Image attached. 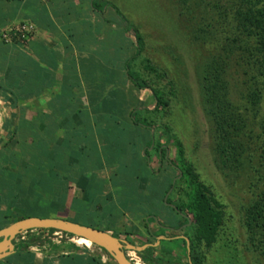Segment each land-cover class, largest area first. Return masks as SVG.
<instances>
[{
	"label": "crops",
	"instance_id": "1",
	"mask_svg": "<svg viewBox=\"0 0 264 264\" xmlns=\"http://www.w3.org/2000/svg\"><path fill=\"white\" fill-rule=\"evenodd\" d=\"M100 2L0 1V101L10 110L3 127L11 126L4 143L14 123L16 146L22 143L31 153L41 146L49 150V175L64 193L61 211L33 217L71 221L81 211L101 226L94 229L151 248L154 257L181 258L189 225L164 205L176 171L152 148L145 157L152 131L146 136L131 119L135 110L144 114L154 106L151 92L136 89L125 73L135 39L115 21V10L102 9ZM18 23L32 27L31 39L4 43L2 31ZM166 159L173 156L168 152ZM43 244L25 250L30 256L22 250L0 264H103L77 246Z\"/></svg>",
	"mask_w": 264,
	"mask_h": 264
},
{
	"label": "trees",
	"instance_id": "2",
	"mask_svg": "<svg viewBox=\"0 0 264 264\" xmlns=\"http://www.w3.org/2000/svg\"><path fill=\"white\" fill-rule=\"evenodd\" d=\"M99 5L102 9L112 7L117 14L118 25L125 32L131 31L134 36L135 53L126 63L125 73L136 89L151 92L154 106L144 114L135 110L131 119L138 128L146 131V136L152 131V140L145 146V157H149L147 150L152 144V152L160 157V162L167 161L170 168L176 171L174 184L164 194L171 189L166 206L173 205L171 210L181 215L185 224L190 223L185 256H176L174 260L164 259L166 254L154 257L151 248L137 254L146 264H264V0H156L157 8L167 11L169 23L182 27L183 49L199 57L196 77L200 104L209 124L212 161L228 185L227 194L215 191L212 185L200 179L185 157L183 141L164 121L171 112L172 106L169 105L175 97L168 95L182 84L179 80L175 81L172 68L159 73L158 65L156 67L149 57L146 60L148 74L140 77L141 80L137 75L138 65L130 68V64L137 62L146 47L153 55L154 45L151 47L150 42L154 36L148 41L139 28L129 27L126 17L108 0H103ZM137 23L142 24L138 19ZM174 58L177 60V57ZM160 81H164L166 86L159 85ZM165 89H168L166 96ZM12 126L13 130L8 132L1 149H6L13 142L16 127L14 123ZM8 127V124L5 125V130ZM170 144L174 150L173 159H166ZM23 151L31 156L26 149L23 148ZM23 161L18 163L23 166ZM12 162L17 164L16 160ZM35 164L25 166V173L30 174L23 176L21 173L10 176L0 169V205L17 199L18 195L4 198L9 191L21 195L31 192L30 183L36 182L29 176H32ZM11 179H17L14 187L7 184ZM22 179L27 182L21 184ZM246 195L248 199H243L242 196ZM11 208L7 207L3 213L7 219L14 213ZM33 216H16L11 222L1 223L0 230L7 224ZM235 225L241 227L244 244L241 238H237L239 233H236ZM36 231L39 234L27 240H21V235L16 237L15 259L22 250L41 243L44 234L56 232ZM213 256L217 261H210ZM13 257L5 261L9 262Z\"/></svg>",
	"mask_w": 264,
	"mask_h": 264
},
{
	"label": "rangeland",
	"instance_id": "3",
	"mask_svg": "<svg viewBox=\"0 0 264 264\" xmlns=\"http://www.w3.org/2000/svg\"><path fill=\"white\" fill-rule=\"evenodd\" d=\"M108 2L110 5L116 6L121 11L120 13L126 17V20L128 21L127 25L129 27L133 26L139 28L147 40L152 35L154 36L150 42L151 47L154 45V50L152 49L154 56L149 54V51L147 50L148 48L146 47L147 49L145 48L139 58H137V62H132L130 64V68L133 69L138 65L139 72H137V75H139V78L148 74L147 68L149 66L146 62L147 58H151L150 60L155 63L156 67L158 65L159 73L161 71L168 72L169 69L172 68L174 77H176L175 81L179 80L182 84L179 87H175V90L168 95V97L171 95V97H175L169 105L172 106L171 112L164 121H166L172 131L178 135V138L183 141L185 157L194 166L196 172L200 175V179L206 184L212 185L215 191H221L223 194H227V192H229L228 185L223 181L221 174L216 170L212 161L209 124L203 114L200 104L199 86L196 77V65L199 57H194L190 55L188 51L183 49L185 43L181 37L182 27L179 25H173L171 22L169 23L166 14L167 11L165 12V10L157 8L156 0H108ZM137 19L142 22V24L140 23L141 25L137 23ZM117 20L118 17L117 14H115V21ZM122 23L125 24L123 21ZM169 55L172 56L169 57ZM174 56L177 57V60ZM141 79L142 78H140V80ZM159 85L163 86L165 85V82L160 81ZM165 91L166 96L168 89H165ZM9 113L10 110L8 109V106L3 105L0 101V149L3 146L5 139L3 121L7 119ZM19 127L21 128V125ZM8 128H11V126ZM16 144L19 146H16L15 143L12 142V144L6 149H1L2 155L0 158V169L6 174H10V176H13V174L18 175L19 173L23 176L25 174H30V172L25 173L26 171L24 170V167L36 163L34 166L35 169L33 168L32 170V176H29V179L36 183H30L31 192L26 193V195H21L19 192L13 194L11 191L7 193L4 197L6 199L18 195L17 199H12L9 202V206L12 207L11 209H14L12 211L15 212V214L12 213L8 219L5 218L4 214L8 207L7 204L6 207H3V211H0V224L7 221L11 222L13 219H16V216L19 218L33 215L39 217H53L56 214V211L59 210L64 193L55 186V179L53 181L52 175H49L50 171L47 168L48 166L52 167L53 164L51 161L49 162V150L46 151V149L41 146V150L36 148L33 153L29 150L31 156H27V152L23 151L24 144H19L17 142ZM152 146L153 145L151 144L150 148H152ZM48 147L52 148V145L50 144ZM168 148V152L172 157L174 154L172 145L170 144ZM38 153H40V155H38L37 159ZM16 158L17 164L12 162V160H15ZM20 160H24L23 162L27 165H19L18 161ZM25 181V179H22L21 184H25ZM13 183H17V179L16 181H14V179L7 181V184L11 187H14ZM28 185L29 182L26 186ZM242 197L243 199H248V195ZM234 199L236 200V198ZM239 199L241 200L242 198ZM2 201L4 202V199H2ZM241 202L244 204V201ZM164 205H166V199ZM169 206L173 205L169 204ZM163 210H161V212ZM240 217L241 214L238 215V218ZM69 219L79 225L101 228L96 222H92L91 216L84 214L81 211L77 212V214L73 213ZM235 229L237 231L236 233H239L237 238H241V243L244 244L245 237L241 234V227L235 225ZM31 236L37 235H35V233H26L23 235V238L27 240V238ZM115 236L121 237L117 233ZM75 239V237L65 234L57 236L54 234H46L40 245L44 242H50L60 246L63 244L77 246L96 256L103 264H114V262L110 261L108 256L102 250L95 246L85 248L84 246L77 245ZM16 241L17 239H15L14 243ZM127 252L130 251H126V253ZM137 256L140 257L138 254ZM214 260L217 261L215 256H213L212 259L210 258L211 262Z\"/></svg>",
	"mask_w": 264,
	"mask_h": 264
},
{
	"label": "water",
	"instance_id": "4",
	"mask_svg": "<svg viewBox=\"0 0 264 264\" xmlns=\"http://www.w3.org/2000/svg\"><path fill=\"white\" fill-rule=\"evenodd\" d=\"M190 225V223H188ZM33 230H54L77 239L88 241L92 246L105 252L114 264H131L126 251L141 252L146 247L136 248L113 237L111 234L91 227L76 224L58 218L29 217L16 221L0 230V261L11 256L15 251L14 241L19 235Z\"/></svg>",
	"mask_w": 264,
	"mask_h": 264
},
{
	"label": "built area",
	"instance_id": "5",
	"mask_svg": "<svg viewBox=\"0 0 264 264\" xmlns=\"http://www.w3.org/2000/svg\"><path fill=\"white\" fill-rule=\"evenodd\" d=\"M0 1H17V2H25L26 0H0ZM33 35V29L31 26L26 24L18 23L5 28L1 33V40L4 43H23L31 39ZM27 232L21 234V240H25L23 235ZM30 234L35 233L38 235L39 233L36 230L29 231ZM54 235H62V233L55 232ZM126 257L131 264H145L140 257L137 256L136 252L130 251L126 253Z\"/></svg>",
	"mask_w": 264,
	"mask_h": 264
},
{
	"label": "bare ground",
	"instance_id": "6",
	"mask_svg": "<svg viewBox=\"0 0 264 264\" xmlns=\"http://www.w3.org/2000/svg\"><path fill=\"white\" fill-rule=\"evenodd\" d=\"M83 240V239H82ZM85 242L89 243L88 241L84 240Z\"/></svg>",
	"mask_w": 264,
	"mask_h": 264
}]
</instances>
